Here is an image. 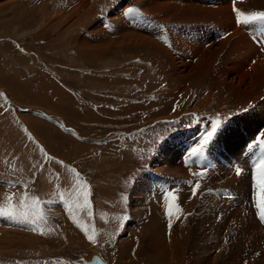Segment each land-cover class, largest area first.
<instances>
[{
	"label": "rangeland",
	"instance_id": "obj_1",
	"mask_svg": "<svg viewBox=\"0 0 264 264\" xmlns=\"http://www.w3.org/2000/svg\"><path fill=\"white\" fill-rule=\"evenodd\" d=\"M234 8L264 0H0L16 74L7 89L0 77L1 123L34 143L39 123L52 130L36 159L0 157V210L14 213L0 214V264H264L246 148L264 141V50ZM30 88L93 122L36 109Z\"/></svg>",
	"mask_w": 264,
	"mask_h": 264
},
{
	"label": "crops",
	"instance_id": "obj_2",
	"mask_svg": "<svg viewBox=\"0 0 264 264\" xmlns=\"http://www.w3.org/2000/svg\"><path fill=\"white\" fill-rule=\"evenodd\" d=\"M4 60L6 61V59H0V77L1 81L4 83L3 89H7V82L4 78L3 73L6 74L7 76H9L11 79L16 78V74H10L9 72L6 71V62H4ZM54 87L58 88H54V93H60L62 98H65L64 96L67 97V91L62 89L58 84L53 85ZM5 87V88H4ZM31 89V88H30ZM40 91H36L34 89L28 90L29 92H27V101H30L29 103H33L35 102L36 105H34L35 107H38L36 109H40V110H46L47 112H52L50 110H54V111H60L62 109L66 110L65 114L66 116H74V117H78L79 120L84 121L85 119L87 121H92L93 122V118H92V114H85L88 113V111L85 109L81 110L80 112L74 111V109L72 108H68L67 107V101L64 99L62 101H57L55 98V95H53L52 97V93L51 92H47L45 89L40 88ZM23 97H21L22 99ZM68 98V97H67ZM33 106V105H32ZM32 113V112H31ZM32 115V114H31ZM37 115V114H35ZM34 116V115H33ZM36 117V116H34ZM37 118L39 119H44L42 118V116H38ZM10 121V119H9ZM2 120H0V157L3 156V154L6 152V148L8 147H15V148H19V150L17 151L16 154H18L19 156H21L22 158H24L25 162H29V159L32 158L33 156L36 159V156L40 155L39 151H41V147L40 145H38V143H41L43 145V147H47V136L46 135H50L49 131H52L50 128H47V126H42L41 123H39V127L36 126V130L39 132V134L41 135V137H44L45 139L41 138V137H37L36 133L33 131L35 137L37 138L36 143L27 140V136L26 133L23 132V134L20 131V128L18 126V123H14L10 121V128H8V126L6 127V124L3 122L1 123ZM49 126V125H48ZM45 127V128H44ZM25 134V135H24ZM19 135V136H18ZM51 136V135H50ZM4 142H8L3 144ZM60 142H62V140H60ZM14 148V149H15ZM27 158V159H26ZM33 160V158H32ZM22 161V160H20Z\"/></svg>",
	"mask_w": 264,
	"mask_h": 264
},
{
	"label": "snow or ice",
	"instance_id": "obj_3",
	"mask_svg": "<svg viewBox=\"0 0 264 264\" xmlns=\"http://www.w3.org/2000/svg\"><path fill=\"white\" fill-rule=\"evenodd\" d=\"M134 11H136V9H128V12H134ZM233 11L236 14L237 23H249L251 21H262V22H264V12H252V13H249V14L245 15V13L239 11L236 8H234ZM242 17L244 19H241ZM0 95H2V94H0ZM214 135H215V130L213 132L207 133L206 136L202 138V140H201V142L199 144V147L193 148L191 150V152H190L189 155L190 156H199V155H202L203 154V151H204V148L206 147V145L208 144L209 140ZM29 139H31V137H29ZM260 144L262 146V148H261V157H262V159H261V163H260L259 168H260V170L264 171V141H260ZM250 147H251V145H250ZM41 151H43V150H41ZM60 163H62V162H60ZM239 171L240 170L237 169V174H239ZM189 183H191V182H189ZM196 188H199V183L198 182L195 184V188L193 190V195H195V189ZM88 195L89 194L87 192L84 193L85 204L88 203V200H87ZM9 199H11V197ZM172 199L175 200L176 197L173 196ZM34 203H35V201H34ZM256 207L258 209H264V204L258 202L256 204ZM176 211L177 212H180L181 210L177 207L176 208ZM0 214L8 215V216H14V213H12L11 211H8V210H0ZM69 214L71 215V209H69ZM168 215L169 216L172 215V208H171V206L168 209ZM260 217H261L262 220H264V210H262L260 212ZM21 222H28L27 217L25 216L24 217V220L21 221ZM169 228H171V222L169 223ZM85 234L87 235V238L89 239L90 242H92V243H95L96 242L95 241V237L93 235H88L86 230H85Z\"/></svg>",
	"mask_w": 264,
	"mask_h": 264
},
{
	"label": "water",
	"instance_id": "obj_4",
	"mask_svg": "<svg viewBox=\"0 0 264 264\" xmlns=\"http://www.w3.org/2000/svg\"><path fill=\"white\" fill-rule=\"evenodd\" d=\"M82 264H110L102 256L95 255L91 260H85Z\"/></svg>",
	"mask_w": 264,
	"mask_h": 264
},
{
	"label": "bare ground",
	"instance_id": "obj_5",
	"mask_svg": "<svg viewBox=\"0 0 264 264\" xmlns=\"http://www.w3.org/2000/svg\"><path fill=\"white\" fill-rule=\"evenodd\" d=\"M101 256V255H100ZM91 260V259H90Z\"/></svg>",
	"mask_w": 264,
	"mask_h": 264
}]
</instances>
